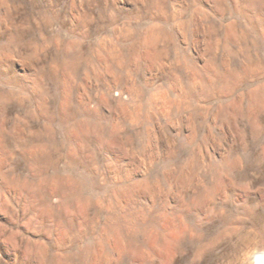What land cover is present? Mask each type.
Here are the masks:
<instances>
[{"label": "clouds", "instance_id": "1", "mask_svg": "<svg viewBox=\"0 0 264 264\" xmlns=\"http://www.w3.org/2000/svg\"><path fill=\"white\" fill-rule=\"evenodd\" d=\"M0 264H264V0H0Z\"/></svg>", "mask_w": 264, "mask_h": 264}]
</instances>
